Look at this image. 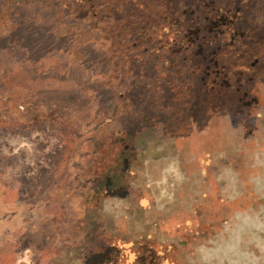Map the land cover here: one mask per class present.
Segmentation results:
<instances>
[{
    "label": "rangeland",
    "instance_id": "374dc122",
    "mask_svg": "<svg viewBox=\"0 0 264 264\" xmlns=\"http://www.w3.org/2000/svg\"><path fill=\"white\" fill-rule=\"evenodd\" d=\"M0 264H264V0H0Z\"/></svg>",
    "mask_w": 264,
    "mask_h": 264
}]
</instances>
